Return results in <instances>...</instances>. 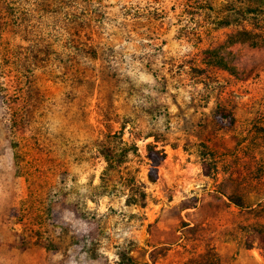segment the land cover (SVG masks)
Here are the masks:
<instances>
[{"label": "rangeland", "instance_id": "1", "mask_svg": "<svg viewBox=\"0 0 264 264\" xmlns=\"http://www.w3.org/2000/svg\"><path fill=\"white\" fill-rule=\"evenodd\" d=\"M0 13V264H264V0ZM88 38L105 80L81 84Z\"/></svg>", "mask_w": 264, "mask_h": 264}, {"label": "trees", "instance_id": "2", "mask_svg": "<svg viewBox=\"0 0 264 264\" xmlns=\"http://www.w3.org/2000/svg\"><path fill=\"white\" fill-rule=\"evenodd\" d=\"M0 19H2V14L0 13ZM1 25V24H0ZM1 28V26H0ZM88 42H79L76 41L73 45L74 52H75V69L72 75V78L79 83H94L95 81H104L103 79V71L96 70V65L94 64L93 60L98 59V42L97 40L88 38ZM81 56V57H80ZM90 65V66H89ZM10 96L7 93H1L0 91V98L1 102L0 105L6 108H10ZM226 115V114H225ZM228 116V114H227ZM116 133L112 135H108L110 138H114ZM126 152V149H120L118 151H114L112 154L105 153V158L108 163L111 164L113 162L114 156L115 159L118 160L121 158L122 155ZM111 155H114L111 157ZM146 156L149 160V167L147 171V178L150 182H155L158 179V167L162 160L165 158V152L162 148H158L155 144H149L147 146ZM114 159V160H115ZM144 196L145 194L142 193Z\"/></svg>", "mask_w": 264, "mask_h": 264}]
</instances>
